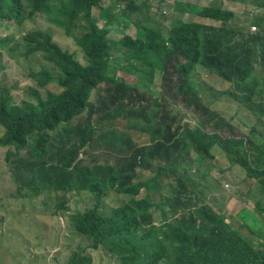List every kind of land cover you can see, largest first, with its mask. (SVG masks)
<instances>
[{"label":"trees","instance_id":"16d2710c","mask_svg":"<svg viewBox=\"0 0 264 264\" xmlns=\"http://www.w3.org/2000/svg\"><path fill=\"white\" fill-rule=\"evenodd\" d=\"M230 1L252 6L249 23L257 32L231 21L234 12L220 0L196 8L210 24L178 16L169 28H144L115 42L106 23L120 20L125 28L128 18L150 13L153 0H0L7 30L0 58L27 64L35 85L27 92L36 103L15 101L16 83L0 64V148L18 186L14 197H89L94 204L83 211L63 203L58 209L71 211L88 249L102 245L120 264H260L264 231L252 243L199 191L202 163L221 157L220 173L237 166L257 183L253 209L264 222V0ZM48 25L73 41L83 63L59 46ZM199 71L215 75L222 89L213 88L244 111L229 116L205 105L203 91H216L202 87ZM52 82L58 91L41 98L39 90ZM110 194L122 196V204L106 206ZM69 264L92 258L79 246Z\"/></svg>","mask_w":264,"mask_h":264},{"label":"rangeland","instance_id":"374dc122","mask_svg":"<svg viewBox=\"0 0 264 264\" xmlns=\"http://www.w3.org/2000/svg\"><path fill=\"white\" fill-rule=\"evenodd\" d=\"M152 4L150 13L140 12L138 15L128 18L125 28L120 20L112 19L107 22V26L111 29L109 39L116 42L124 34L134 37L135 33L141 32L144 28H169L171 20L178 16H182L186 21L209 23V20L202 19L197 15L196 8L218 6L220 0H153ZM222 5L234 12V18L231 21L240 24L243 30L249 29V32H257V29L252 30V25L249 23L253 18L249 13L252 6L230 0H223ZM113 13H117V10H113ZM36 19L40 24L39 18ZM102 25L103 23L100 24V27ZM46 28L60 47L68 49L77 60L83 63L80 50L70 38L56 30L53 25H48ZM6 33V28L0 26V36ZM40 59L41 57L38 58V60ZM0 64L5 71L6 79L8 75L9 81L16 83V88L11 91L15 101L25 100L33 104L36 103L35 98L27 92L28 88L35 87L28 77V65L20 63L24 69L16 67L15 65L18 64L5 54L1 56ZM196 78L198 82L206 84L202 87L213 88V85L218 84L216 88L222 89L219 79L215 75L199 71ZM39 81L42 79L39 78ZM156 82L158 84L159 80L157 79ZM218 89H214L216 91V93L213 91L214 97L207 90L203 91V103L205 105L212 104V108L220 112L225 111L231 116L234 108L239 110V107L237 103L221 95L222 90ZM39 91L40 97L45 99V93L57 92L58 86L52 82ZM179 104L181 102L178 101L177 106ZM239 111L243 112L244 110ZM243 117L248 122H251V118H253L248 113ZM236 122L237 119L234 120V123ZM114 124L119 129L124 128L120 121H115ZM259 126L264 134V124H259ZM133 140L143 143L145 139L140 134H134ZM109 149L111 152L122 154L117 146L111 145ZM218 152L219 150L216 149L212 153L216 155L219 154ZM4 154L5 150L0 148V264H69L71 254L77 253L79 246L86 248V254L92 258V264H120L115 255L102 245H99L97 250L88 249L89 241L78 236L74 231L69 216L71 211L64 213L58 209V204L63 203L71 210L83 211L94 204L93 200L85 197L73 203L75 200L63 193L35 196L30 192L27 193L25 200L15 198L18 186L7 170ZM222 167L223 159L221 157L216 161L205 159L201 166L205 177L200 182L199 191L202 195L206 194L205 201L208 205L226 215L241 235L256 244L258 242L257 232L264 231L263 219L253 209V201L258 197L257 183L247 179L244 172L237 166L220 173ZM192 171L190 168L191 174L194 173ZM122 199V196L111 194L105 201L109 207H116ZM232 212L233 217L229 218L228 215ZM156 220H159L157 216ZM241 222L247 228L241 226ZM247 230L253 231L256 235L249 234Z\"/></svg>","mask_w":264,"mask_h":264},{"label":"clouds","instance_id":"9594fccd","mask_svg":"<svg viewBox=\"0 0 264 264\" xmlns=\"http://www.w3.org/2000/svg\"><path fill=\"white\" fill-rule=\"evenodd\" d=\"M207 20V19H206ZM211 23V21L209 20V23H205V24H210ZM7 56V55H6ZM8 57V56H7ZM4 150H5V153H6V149L5 148H3ZM4 156H5V154H4ZM79 156H81V155H79ZM81 158V157H80ZM111 195V194H110ZM110 195H107V196H105V199H107ZM104 204L106 205V206H108L107 205V203H106V201L104 202ZM120 204H122V202L120 203ZM119 205V204H118ZM117 205V206H118ZM116 206V207H117ZM109 207V206H108ZM112 208V207H111ZM72 254H75V253H72ZM72 254H71V256H72ZM70 260H71V258H70ZM70 263V262H69Z\"/></svg>","mask_w":264,"mask_h":264},{"label":"water","instance_id":"95a60500","mask_svg":"<svg viewBox=\"0 0 264 264\" xmlns=\"http://www.w3.org/2000/svg\"><path fill=\"white\" fill-rule=\"evenodd\" d=\"M260 264H264V258L262 259L261 263Z\"/></svg>","mask_w":264,"mask_h":264},{"label":"built area","instance_id":"2783aa9c","mask_svg":"<svg viewBox=\"0 0 264 264\" xmlns=\"http://www.w3.org/2000/svg\"><path fill=\"white\" fill-rule=\"evenodd\" d=\"M255 28L252 26V30H254Z\"/></svg>","mask_w":264,"mask_h":264},{"label":"crops","instance_id":"0c3cea01","mask_svg":"<svg viewBox=\"0 0 264 264\" xmlns=\"http://www.w3.org/2000/svg\"><path fill=\"white\" fill-rule=\"evenodd\" d=\"M194 171V170H193Z\"/></svg>","mask_w":264,"mask_h":264}]
</instances>
